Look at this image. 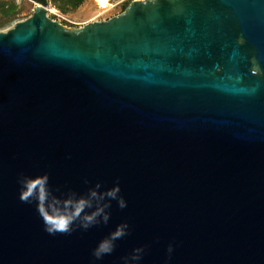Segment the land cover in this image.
<instances>
[{"label":"water","instance_id":"obj_1","mask_svg":"<svg viewBox=\"0 0 264 264\" xmlns=\"http://www.w3.org/2000/svg\"><path fill=\"white\" fill-rule=\"evenodd\" d=\"M48 12L0 31V264H264V0Z\"/></svg>","mask_w":264,"mask_h":264},{"label":"rangeland","instance_id":"obj_2","mask_svg":"<svg viewBox=\"0 0 264 264\" xmlns=\"http://www.w3.org/2000/svg\"><path fill=\"white\" fill-rule=\"evenodd\" d=\"M8 2L15 1L18 5H25L29 10L23 13V16L13 23L1 27L0 31H6L17 21L24 20L32 15L35 5L38 3L34 0H5ZM129 0H110L106 8L100 7L97 0H87L82 6L75 10H71L67 13H62L57 8H55L51 3L46 5L48 7L49 15L60 21L62 24L69 27H81L89 22L100 21L104 19H109L123 10V3Z\"/></svg>","mask_w":264,"mask_h":264},{"label":"trees","instance_id":"obj_3","mask_svg":"<svg viewBox=\"0 0 264 264\" xmlns=\"http://www.w3.org/2000/svg\"><path fill=\"white\" fill-rule=\"evenodd\" d=\"M38 3L48 5L51 3L55 8H57L62 13H67L71 10H75L82 6L87 0H34ZM132 0L125 1L123 3V11L128 7ZM25 5H18L15 1H5L0 0V28L7 26L17 19L23 16V13L29 10Z\"/></svg>","mask_w":264,"mask_h":264},{"label":"bare ground","instance_id":"obj_4","mask_svg":"<svg viewBox=\"0 0 264 264\" xmlns=\"http://www.w3.org/2000/svg\"><path fill=\"white\" fill-rule=\"evenodd\" d=\"M100 7L106 8L109 5L108 0H97Z\"/></svg>","mask_w":264,"mask_h":264},{"label":"clouds","instance_id":"obj_5","mask_svg":"<svg viewBox=\"0 0 264 264\" xmlns=\"http://www.w3.org/2000/svg\"><path fill=\"white\" fill-rule=\"evenodd\" d=\"M33 187H34V185H29V194H30L31 189H32ZM22 198H26V196H23ZM60 227L63 229V228L66 227V225L62 222L61 225H60Z\"/></svg>","mask_w":264,"mask_h":264},{"label":"built area","instance_id":"obj_6","mask_svg":"<svg viewBox=\"0 0 264 264\" xmlns=\"http://www.w3.org/2000/svg\"><path fill=\"white\" fill-rule=\"evenodd\" d=\"M108 2H110V0H108ZM110 5V4H109Z\"/></svg>","mask_w":264,"mask_h":264}]
</instances>
